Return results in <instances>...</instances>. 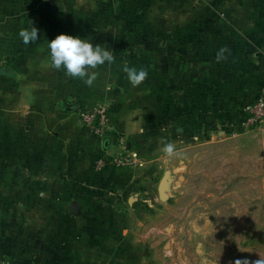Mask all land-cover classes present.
<instances>
[{
  "label": "crops",
  "instance_id": "obj_1",
  "mask_svg": "<svg viewBox=\"0 0 264 264\" xmlns=\"http://www.w3.org/2000/svg\"><path fill=\"white\" fill-rule=\"evenodd\" d=\"M125 1L0 0V69L12 72L0 74V264H55L56 243H68L70 264H130V233L113 240V225H102L91 201L105 189L128 195L139 167L119 156L115 135L134 151L130 137L146 132L144 121L163 118L166 104L148 80L133 88L125 64L159 75L184 65L205 80L212 72L214 91L193 90L206 121L264 90V0H133L137 25L130 28V13L115 24L102 19L103 7ZM94 16L86 33L82 25ZM30 22L40 38L25 45L17 33ZM60 33L95 37L113 50L114 63L94 69L91 86L53 69L47 39ZM204 81L192 78L190 87ZM81 110L103 112L106 126L94 132Z\"/></svg>",
  "mask_w": 264,
  "mask_h": 264
},
{
  "label": "rangeland",
  "instance_id": "obj_2",
  "mask_svg": "<svg viewBox=\"0 0 264 264\" xmlns=\"http://www.w3.org/2000/svg\"><path fill=\"white\" fill-rule=\"evenodd\" d=\"M210 81L203 82L209 93L216 88ZM193 90L177 95L182 111L172 114L176 94L169 92L165 119L138 122L137 129L142 124L146 132L130 137L134 151L123 135H115L117 153H125L119 156L128 167H139L136 180L124 188V197L105 189V196L91 201L102 225H113L108 231L113 240L130 233V264L264 260V125L239 122L251 94L237 100L221 119L206 121L197 115ZM150 100L147 111L154 109ZM162 142L175 143V155L167 156ZM81 188L91 199L90 186ZM56 244L54 263L70 264V251L63 254L68 243ZM111 244L117 248L121 243Z\"/></svg>",
  "mask_w": 264,
  "mask_h": 264
},
{
  "label": "clouds",
  "instance_id": "obj_3",
  "mask_svg": "<svg viewBox=\"0 0 264 264\" xmlns=\"http://www.w3.org/2000/svg\"><path fill=\"white\" fill-rule=\"evenodd\" d=\"M39 30L29 23L28 27L21 28L17 35L22 43L29 45L39 40ZM48 40L50 66L56 70H63L65 75L78 78L85 85L91 86L97 79L98 73L93 71L98 66L112 65L115 61L113 50L102 47L100 43H94L95 37L71 35L60 33ZM227 49H220L218 57L224 58ZM122 71L126 74L127 81L133 88L144 82L148 76L145 68L129 67L125 64ZM162 151L169 157L176 153V145L173 142H162ZM240 264L242 262L240 261ZM245 264V262H243ZM256 264H264V260L256 261Z\"/></svg>",
  "mask_w": 264,
  "mask_h": 264
},
{
  "label": "trees",
  "instance_id": "obj_4",
  "mask_svg": "<svg viewBox=\"0 0 264 264\" xmlns=\"http://www.w3.org/2000/svg\"><path fill=\"white\" fill-rule=\"evenodd\" d=\"M125 1V0H124ZM128 0H126L122 6H120L117 10H113L111 7H103V13H104V18H102L105 22H110L115 24L116 20L115 19H121L124 18L126 14L130 13V28H132L133 25H137L136 22H132V17L134 16L135 12L138 11L137 9V3L134 2L133 0H129L130 4L129 6H125L126 2ZM133 15V16H132ZM95 17L94 16L92 19H90V22H88V24L82 25L83 30L87 33L91 28H94L98 22H95ZM106 18H109L108 20H106ZM100 19V18H99ZM74 28V27H71ZM139 68H141V66H138ZM148 72V76L146 78V80H148L149 82H151V84H154L155 86L157 85L156 93L159 94V96L162 98L163 102L166 104L168 102H171L170 98L168 97V93L169 92H173L174 94H176L175 98H174V110L175 112H173L172 114L174 115L176 113V111L180 110L182 111V101H180L181 99L177 98V95L181 96L182 93H187L188 88H190L191 86V81H192V71H186L185 70V66L183 65V68H178L177 70H175V68H173L168 75L163 74V75H159L157 73V71H153L150 72L149 69H146ZM189 72V73H188ZM203 75H193V77L200 79ZM209 79L211 80L210 83H216L213 77V73H209ZM207 76V77H208ZM204 78H206V76H204ZM187 79H189L187 81ZM197 90L199 92H201L202 94L207 93L208 91L204 88L203 86V82H200ZM179 108V109H178ZM179 111V112H180ZM189 113V111L187 112ZM167 115V109L166 107L164 108V117L162 118L165 119ZM57 261V259H56Z\"/></svg>",
  "mask_w": 264,
  "mask_h": 264
},
{
  "label": "built area",
  "instance_id": "obj_5",
  "mask_svg": "<svg viewBox=\"0 0 264 264\" xmlns=\"http://www.w3.org/2000/svg\"><path fill=\"white\" fill-rule=\"evenodd\" d=\"M250 98L244 102L241 108L243 116L239 122L246 126L262 127L264 125V90L256 93V95H251ZM79 118L81 122L87 124L94 132H98L106 126L105 116L101 111L88 112L81 110Z\"/></svg>",
  "mask_w": 264,
  "mask_h": 264
},
{
  "label": "water",
  "instance_id": "obj_6",
  "mask_svg": "<svg viewBox=\"0 0 264 264\" xmlns=\"http://www.w3.org/2000/svg\"><path fill=\"white\" fill-rule=\"evenodd\" d=\"M0 74L1 75H12V72L9 70L7 67H2L0 69Z\"/></svg>",
  "mask_w": 264,
  "mask_h": 264
}]
</instances>
